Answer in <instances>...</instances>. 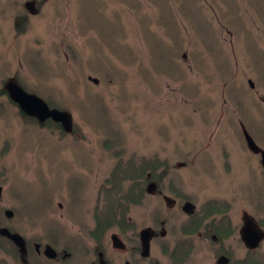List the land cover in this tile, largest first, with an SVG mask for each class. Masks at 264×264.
<instances>
[{
  "label": "rangeland",
  "instance_id": "rangeland-1",
  "mask_svg": "<svg viewBox=\"0 0 264 264\" xmlns=\"http://www.w3.org/2000/svg\"><path fill=\"white\" fill-rule=\"evenodd\" d=\"M12 79L67 112L72 130L50 118L15 126V110L0 107V205L27 204L11 223L52 230L70 243L69 262L81 259V220L111 187L104 179L116 176L117 195L128 183L142 191L153 160L168 169L153 177H185L207 196L237 200L242 188L264 220L261 156L239 125L264 149V0H0V91ZM143 207L131 206L136 231ZM249 258L264 264V242Z\"/></svg>",
  "mask_w": 264,
  "mask_h": 264
},
{
  "label": "flooded vegetation",
  "instance_id": "flooded-vegetation-1",
  "mask_svg": "<svg viewBox=\"0 0 264 264\" xmlns=\"http://www.w3.org/2000/svg\"><path fill=\"white\" fill-rule=\"evenodd\" d=\"M12 81L15 82V79ZM3 88L0 96L5 95L7 99H0V107L15 110L14 124L20 125L22 114L29 115L10 98L6 87ZM1 110L0 118L5 119ZM29 117L38 121L34 116ZM239 125L245 127L241 120ZM148 175L149 171L142 192L137 193L140 197H126L123 192L117 195L114 191L102 190L103 187L94 193L87 217L84 222L81 220V259L76 263L69 262L70 258L75 259L70 243L55 239L57 235L52 230L43 227L38 231L43 236L26 235L17 224L11 223L14 216L29 215L27 204L24 208L14 206L13 209L0 205V264H195L204 259L215 260V264H247L251 255H258L264 238L257 247L248 248L241 237L246 220L264 230V220L255 211L260 202L249 192L242 191L239 186L241 192L235 199L240 200L241 206L235 210L233 205L237 200L231 201L219 191L207 196L205 192H200L197 182L185 177L176 176L171 180L167 174H160L151 179ZM103 182L111 186L107 189L112 188L108 178ZM0 188L2 204L3 187L0 185ZM14 196L17 199L18 194ZM149 196L156 198L151 205ZM108 198L112 203L108 202ZM244 200L250 201L253 207L245 209ZM139 202L147 212L144 211L140 221L142 226L136 231L138 224L131 216V206ZM15 203L20 204V198ZM46 205L47 211H51ZM57 206L61 210L64 205L58 202ZM150 209L154 217L149 216ZM144 230H147V249L142 241ZM13 235L20 236L23 244L19 245ZM234 246L242 247L245 253L237 256ZM48 247L55 251L54 257L47 256ZM248 264L255 263L250 261Z\"/></svg>",
  "mask_w": 264,
  "mask_h": 264
},
{
  "label": "water",
  "instance_id": "water-1",
  "mask_svg": "<svg viewBox=\"0 0 264 264\" xmlns=\"http://www.w3.org/2000/svg\"><path fill=\"white\" fill-rule=\"evenodd\" d=\"M28 8H31L32 3H26ZM91 79V78H90ZM97 83V79H92ZM252 83V82H251ZM6 89L11 99L17 102L20 109L29 116H34L39 122H44L50 118L55 122H60L66 132H71L72 122L67 112L57 109L49 108L48 104L39 96L27 92L19 84L9 81L6 83ZM245 140L248 148L255 153H260L261 164L264 168V149L259 147L248 131L243 127ZM1 195V188H0ZM4 233L9 234L7 230H3ZM241 237L248 248H255L259 245V242L264 238V230L259 229L258 226L253 225L250 221L246 220V225L241 230ZM14 240L19 244H23V239L18 235H13ZM147 230L142 232L143 246L147 249ZM48 257H54L55 251L48 247L46 249Z\"/></svg>",
  "mask_w": 264,
  "mask_h": 264
},
{
  "label": "trees",
  "instance_id": "trees-1",
  "mask_svg": "<svg viewBox=\"0 0 264 264\" xmlns=\"http://www.w3.org/2000/svg\"><path fill=\"white\" fill-rule=\"evenodd\" d=\"M16 21L18 22V26H19V24L21 23V28H23L24 26H25V22H26V19L24 18V17H20V16H17L16 17ZM23 116L22 117H24V118H28L31 122L32 121H35L36 122V124L37 125H40L39 123V121H36V119L35 118H32V117H29V116H26L25 114H22ZM50 122H51V120H50ZM53 122V121H52ZM42 124V123H41ZM45 125H49V124H47V122L45 123ZM58 128H60L59 126H57ZM61 129V128H60ZM65 131V130H64ZM157 165H159L158 164V162H156V161H154L153 160V162L152 163H149L148 164V166H149V168H148V171H149V177L151 178V179H154V177H153V173H156L157 171V169L160 167V166H157ZM131 168V167H130ZM161 169H162V171H164V170H168L166 167L163 169V167H160ZM140 170V175L142 174V171H143V173H144V169H139ZM155 171V172H154ZM147 172V171H146ZM167 173V172H166ZM165 172H163V174H166ZM147 174V173H146ZM163 174H161V175H163ZM137 175H139V174H137ZM145 178H146V175L144 176V178L143 177H141V179H144L143 181H142V183H141V185L143 186L144 185V183H145ZM109 182V184H111L112 185V188H110V189H105V188H103L102 190H104V191H107V190H109V191H112L113 190V188L114 189H116V185H117V181H116V176L115 175H113V180L112 181H108ZM135 182L136 181H133L132 180V183H134V185H135ZM131 183V184H132ZM129 185H130V183H128ZM127 184V187H126V190H124L123 191V193H125L127 196L126 197H132V196H136L137 195V193H136V191H140V189L139 188H134V187H129V185ZM141 186V188H143ZM142 191H140V193H141Z\"/></svg>",
  "mask_w": 264,
  "mask_h": 264
},
{
  "label": "bare ground",
  "instance_id": "bare-ground-1",
  "mask_svg": "<svg viewBox=\"0 0 264 264\" xmlns=\"http://www.w3.org/2000/svg\"><path fill=\"white\" fill-rule=\"evenodd\" d=\"M28 92V91H27ZM243 136L245 137V135L243 134ZM253 138V137H252Z\"/></svg>",
  "mask_w": 264,
  "mask_h": 264
}]
</instances>
